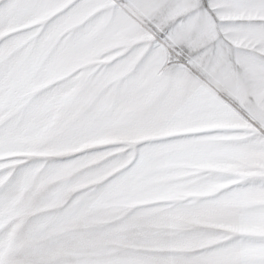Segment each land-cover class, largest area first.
Returning <instances> with one entry per match:
<instances>
[{
  "label": "snow or ice",
  "instance_id": "obj_1",
  "mask_svg": "<svg viewBox=\"0 0 264 264\" xmlns=\"http://www.w3.org/2000/svg\"><path fill=\"white\" fill-rule=\"evenodd\" d=\"M0 264H264V0H0Z\"/></svg>",
  "mask_w": 264,
  "mask_h": 264
}]
</instances>
